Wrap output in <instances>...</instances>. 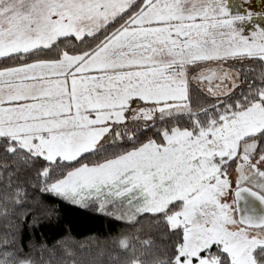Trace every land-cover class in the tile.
<instances>
[{
  "label": "snow or ice",
  "instance_id": "1",
  "mask_svg": "<svg viewBox=\"0 0 264 264\" xmlns=\"http://www.w3.org/2000/svg\"><path fill=\"white\" fill-rule=\"evenodd\" d=\"M37 193L147 218L110 264H264V11L0 0V264H98L25 243Z\"/></svg>",
  "mask_w": 264,
  "mask_h": 264
},
{
  "label": "trees",
  "instance_id": "2",
  "mask_svg": "<svg viewBox=\"0 0 264 264\" xmlns=\"http://www.w3.org/2000/svg\"><path fill=\"white\" fill-rule=\"evenodd\" d=\"M20 230L25 243L32 240L37 246L46 243L51 247L56 241L71 236L68 246L81 256L80 248L84 246L85 256L96 257L98 264H110V254L115 251L111 237L124 231L136 235L139 230L141 238L159 236L158 231L149 224L147 218L135 227L128 222H112L110 217L96 212L92 208L75 205L70 201L50 194L37 193L30 204L27 217H21ZM15 219L11 223H15ZM8 221L0 217V232L7 227ZM60 251L57 250V255ZM36 256H40L37 248ZM47 258V253H45Z\"/></svg>",
  "mask_w": 264,
  "mask_h": 264
},
{
  "label": "crops",
  "instance_id": "3",
  "mask_svg": "<svg viewBox=\"0 0 264 264\" xmlns=\"http://www.w3.org/2000/svg\"><path fill=\"white\" fill-rule=\"evenodd\" d=\"M230 8L233 12L244 11L245 8L254 11H261L264 8V0H228Z\"/></svg>",
  "mask_w": 264,
  "mask_h": 264
},
{
  "label": "water",
  "instance_id": "4",
  "mask_svg": "<svg viewBox=\"0 0 264 264\" xmlns=\"http://www.w3.org/2000/svg\"><path fill=\"white\" fill-rule=\"evenodd\" d=\"M249 202L251 203L252 201H251V198H249ZM242 203V206H243V203L244 202H241ZM256 207H257V210L259 211V208H260V206L258 205V203L256 204Z\"/></svg>",
  "mask_w": 264,
  "mask_h": 264
},
{
  "label": "rangeland",
  "instance_id": "5",
  "mask_svg": "<svg viewBox=\"0 0 264 264\" xmlns=\"http://www.w3.org/2000/svg\"><path fill=\"white\" fill-rule=\"evenodd\" d=\"M261 11H264V8L260 7Z\"/></svg>",
  "mask_w": 264,
  "mask_h": 264
}]
</instances>
